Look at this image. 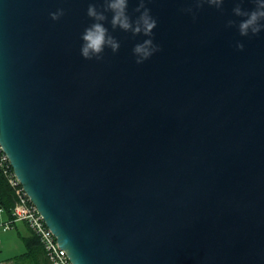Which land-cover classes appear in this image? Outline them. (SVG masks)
I'll return each mask as SVG.
<instances>
[{
  "label": "water",
  "instance_id": "water-1",
  "mask_svg": "<svg viewBox=\"0 0 264 264\" xmlns=\"http://www.w3.org/2000/svg\"><path fill=\"white\" fill-rule=\"evenodd\" d=\"M90 3L0 0V144L60 246L74 264H264V31L226 27L236 0H145L160 51L136 64L148 37L109 12L120 48L86 60Z\"/></svg>",
  "mask_w": 264,
  "mask_h": 264
},
{
  "label": "clouds",
  "instance_id": "clouds-1",
  "mask_svg": "<svg viewBox=\"0 0 264 264\" xmlns=\"http://www.w3.org/2000/svg\"><path fill=\"white\" fill-rule=\"evenodd\" d=\"M255 7L253 10H245L241 7L244 0H236L235 7L232 12L237 17H243L239 24L234 20H228L226 27L236 26L240 36L247 37L258 35L264 31V0H251ZM129 0H103L102 7L98 8L95 3H90L87 8V16L94 22L86 27L81 34V56L86 60L101 61L104 58L106 48L111 49L113 53L118 52L120 43L104 26V22L108 20L106 13H111L110 24L113 30L119 28L124 32H131L133 37L142 34L147 39L141 43H137L133 48L135 63L142 64L148 60L154 53L160 51L158 45L154 44L152 35L153 30L157 26L156 19L151 15V10L145 6V0H138V6L134 9L139 15L132 19L128 14ZM225 0H193L195 9L203 8L205 4L215 7L218 10L222 9ZM181 11L191 13L195 20V12L192 7L182 9ZM65 14L64 9H57L50 13V18L53 21L59 20ZM235 47L239 51L244 50V44L237 42Z\"/></svg>",
  "mask_w": 264,
  "mask_h": 264
},
{
  "label": "built area",
  "instance_id": "built-area-1",
  "mask_svg": "<svg viewBox=\"0 0 264 264\" xmlns=\"http://www.w3.org/2000/svg\"><path fill=\"white\" fill-rule=\"evenodd\" d=\"M0 170L6 176L9 184L15 191V202L11 210L12 218L7 222L0 223V230L12 228L16 221L25 222L28 227L38 236L45 253L52 264H74L67 251L62 248L53 231L48 227L43 215L32 202L24 189L20 179L14 172L10 159L0 144ZM4 208L0 206V211ZM1 241V239H0ZM0 264H15L13 261H3Z\"/></svg>",
  "mask_w": 264,
  "mask_h": 264
},
{
  "label": "trees",
  "instance_id": "trees-1",
  "mask_svg": "<svg viewBox=\"0 0 264 264\" xmlns=\"http://www.w3.org/2000/svg\"><path fill=\"white\" fill-rule=\"evenodd\" d=\"M14 202V188L9 184L6 176L0 170V206L6 209L11 218V210ZM23 240L25 242L26 251L13 258L12 261L15 264H52L48 259L45 249L38 236L30 228L28 234L23 235Z\"/></svg>",
  "mask_w": 264,
  "mask_h": 264
},
{
  "label": "crops",
  "instance_id": "crops-1",
  "mask_svg": "<svg viewBox=\"0 0 264 264\" xmlns=\"http://www.w3.org/2000/svg\"><path fill=\"white\" fill-rule=\"evenodd\" d=\"M9 220H11V217H10V214L6 211V209H4L3 211H0V223L7 222ZM21 226L26 227L28 229V231H29V228L26 225V223L22 222V221L14 222L12 224V228L8 229V231L12 230V229H16L17 230V235H18V237L20 239V242L22 244V246H20V247L18 246V248L20 250L19 252L11 251L12 249L10 248V245L7 242L4 241V239H3L2 235H1L2 231H7V230H0V239H1V241H0V262L10 261V260L12 261L13 258L16 255L22 254V253H24L26 251V246H25V242L23 240V235L28 234V232L23 234L21 232V230H20Z\"/></svg>",
  "mask_w": 264,
  "mask_h": 264
},
{
  "label": "rangeland",
  "instance_id": "rangeland-1",
  "mask_svg": "<svg viewBox=\"0 0 264 264\" xmlns=\"http://www.w3.org/2000/svg\"><path fill=\"white\" fill-rule=\"evenodd\" d=\"M21 232L23 234L27 233L28 232V229L24 226H21ZM1 235L4 239L5 242H7L9 245H10V248L12 249L11 251H17L19 252V248L18 246H22L21 242H20V239L17 235V230L16 229H12V230H7V231H2L1 232ZM22 249V248H21Z\"/></svg>",
  "mask_w": 264,
  "mask_h": 264
}]
</instances>
